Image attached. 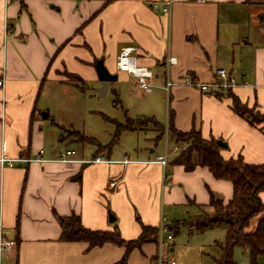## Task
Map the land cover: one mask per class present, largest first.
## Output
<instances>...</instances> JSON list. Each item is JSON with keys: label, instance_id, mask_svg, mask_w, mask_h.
Segmentation results:
<instances>
[{"label": "crops", "instance_id": "crops-1", "mask_svg": "<svg viewBox=\"0 0 264 264\" xmlns=\"http://www.w3.org/2000/svg\"><path fill=\"white\" fill-rule=\"evenodd\" d=\"M154 1L164 0H0V157L29 159L0 164V231L15 241L0 253V264H115L123 247L61 241L57 216L78 214L90 229L116 225L123 238L133 239L140 233L136 216L159 227L166 205H205L210 193L224 202L232 196V183L207 167L170 165L181 146L167 131L159 149L155 143L135 158L103 151L85 156L63 147L68 138L53 120L46 127L50 115L39 105L51 86L68 91L70 85L56 78L58 69L99 87L94 65L101 60L116 81L138 90L135 78L116 68L120 49L133 46L153 74V88L165 93V127L171 111L176 129L223 141L225 159L264 162V132L236 114L230 98L180 84L189 76L213 82L215 69L225 67L239 82L232 92L264 109V0H171L167 14L153 9ZM170 56L174 63L166 61ZM166 79L177 84L166 90ZM109 90H115L111 83ZM67 149L74 154L63 160ZM164 154L165 168L155 161ZM38 155L42 161L33 160ZM96 156L108 162H91ZM259 197L264 203V191ZM260 216L250 219L247 231ZM155 251L156 243L143 244L126 264H149Z\"/></svg>", "mask_w": 264, "mask_h": 264}, {"label": "trees", "instance_id": "trees-1", "mask_svg": "<svg viewBox=\"0 0 264 264\" xmlns=\"http://www.w3.org/2000/svg\"><path fill=\"white\" fill-rule=\"evenodd\" d=\"M77 89L85 90L87 88L77 87ZM226 90L227 94L221 92L214 94L218 98L224 95L230 98L231 109L251 126L258 127L264 132V109H260L257 103L248 106L232 92L231 88ZM112 91L115 95L114 104L117 105L119 103L118 93L115 90ZM141 122L152 123L157 128L158 133L154 140H159L167 131L170 139L181 146L179 153L172 159L170 165H182L185 171H192L196 166H204L215 178L227 179L232 183L233 192L228 201L224 202L221 198L210 193L209 201L205 205L189 202L197 208L198 213L188 220L174 222L172 226H167L168 230L177 232L180 225H186L190 231L195 232L225 227V239L220 246L222 257L217 263L237 264L232 259V253L235 247H240L247 250L251 264H258V259L264 257V203L259 197V193L264 191V162L260 164L246 163L241 155L225 159L221 154L222 148L217 144V139L212 137L205 139L201 136L200 131L194 128L188 131L176 129L171 111L166 127L159 123L154 116H141L135 119L126 117L124 124L116 125L115 138L122 131L136 130L134 124ZM82 137L84 140L96 143L93 138L84 135ZM106 148L109 150V146ZM80 178L81 171L73 177L74 180H80ZM258 214L261 216L257 220L254 230L247 231L250 219ZM136 220L140 225L139 235L133 239H125L121 236L116 225L111 230L90 229L83 226L78 214L57 216L61 230L59 239L64 242H84L88 249L102 246L105 243L118 245L124 248V252L120 261L115 264H126L132 250L140 249L146 243H156L158 237L159 227L157 225L145 224L137 216Z\"/></svg>", "mask_w": 264, "mask_h": 264}, {"label": "rangeland", "instance_id": "rangeland-1", "mask_svg": "<svg viewBox=\"0 0 264 264\" xmlns=\"http://www.w3.org/2000/svg\"><path fill=\"white\" fill-rule=\"evenodd\" d=\"M262 8V7H261ZM263 10V9H261ZM255 38H259L258 35ZM56 78L68 83V91L61 85L51 86L41 94L40 106H44L49 113L46 127L51 122L58 124L57 131L68 138L64 146L73 148L85 156L96 151L104 155L112 154L115 157L129 156L135 158L136 153L144 155L155 143L158 149L164 140H154L157 128L152 123H135L134 131H122L116 138L117 124H124L126 117L137 118L141 116H154L163 124L166 99L165 93L151 88L152 93L129 87L119 81H111V87L118 93L119 103L114 104L115 95L109 90L104 96L96 91L97 83L83 82L74 74L65 69L56 70ZM72 86V87H71ZM73 87L87 88L78 90ZM227 94V90H221ZM46 113V112H45ZM93 138L96 143L84 140L82 135ZM109 146V150L106 148ZM198 213L193 204H171L164 206L161 215L164 217V230L162 235H172V250L169 254L175 258L177 264H218L222 257L220 246L225 239V227L214 228L204 232L190 231L186 225H180L177 232L169 231L176 221L188 220ZM232 259L237 264H251L247 250L235 247ZM258 264H264V257L258 259Z\"/></svg>", "mask_w": 264, "mask_h": 264}, {"label": "built area", "instance_id": "built-area-1", "mask_svg": "<svg viewBox=\"0 0 264 264\" xmlns=\"http://www.w3.org/2000/svg\"><path fill=\"white\" fill-rule=\"evenodd\" d=\"M170 6H171V0L154 1L151 3V7L153 9H158L164 14H167L170 11ZM7 32L9 33L10 29H7L6 33ZM166 61L168 63H174L175 58L170 56L167 57ZM116 68L118 71L125 72L128 75L134 77L138 89L149 92L150 89L154 87V85L151 83L153 74L147 67L141 65L138 62L135 47L124 46L120 49L116 59ZM214 73L216 79L213 82H201L194 79L192 76H189L185 81H183L180 84L191 85L204 93L215 92L222 89L226 90L228 88H234L239 85V82L237 81L236 77L233 76L225 67L216 68ZM2 84H3V78L2 76H0V87L2 86ZM174 84L177 83L166 79L163 88L168 90L169 87ZM174 149L177 150L176 147H174ZM41 153L42 151H39V154ZM72 154H74V151L67 149L61 154V157L63 160H66L68 156ZM24 160L28 161L29 159H23V158L13 159L5 155H2L0 157V164L11 167ZM33 160L42 161L40 155H38ZM90 161L96 163L108 162V160L99 156L91 158ZM127 161H128L127 159H124V162ZM155 161L161 164L163 168H165L167 165V155L164 154L158 156ZM113 184L114 182H112L110 185ZM163 219L164 218H162V223L159 226L158 237L156 241V251L153 257L150 259L149 264H177L175 258L169 254L170 249L172 247L171 246L172 235L167 234L166 238H164L162 235V231L164 230ZM13 247H15V241L13 239H8L5 236V234L2 231H0V253L8 251Z\"/></svg>", "mask_w": 264, "mask_h": 264}, {"label": "water", "instance_id": "water-1", "mask_svg": "<svg viewBox=\"0 0 264 264\" xmlns=\"http://www.w3.org/2000/svg\"><path fill=\"white\" fill-rule=\"evenodd\" d=\"M94 68L97 74V78L101 82V85L96 89V91L98 92L99 96H104L108 90L109 83L111 81H115L117 79V75L114 73H110L103 65L101 60L96 61ZM217 144L221 148L226 147V144L221 140H217ZM114 219V216L109 215L110 222L114 221Z\"/></svg>", "mask_w": 264, "mask_h": 264}]
</instances>
